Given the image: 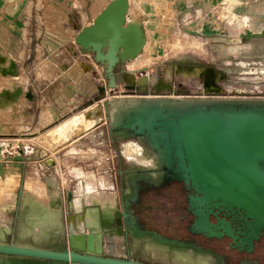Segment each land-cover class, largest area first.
Returning a JSON list of instances; mask_svg holds the SVG:
<instances>
[{
    "label": "water",
    "instance_id": "95a60500",
    "mask_svg": "<svg viewBox=\"0 0 264 264\" xmlns=\"http://www.w3.org/2000/svg\"><path fill=\"white\" fill-rule=\"evenodd\" d=\"M127 11L128 0H110L74 38L81 52L92 53L103 67L107 84L99 87V94L116 88V66L135 59L144 47L142 29L137 22H126ZM201 68L204 96L186 94L157 78L151 95L106 101L108 132L112 138L140 142L153 153L164 183L180 182L194 192L187 198L194 216L188 227L191 234H225L250 251L253 240L264 234V97H221L217 76L225 77V72L213 66ZM150 83L148 75H140L132 87L145 89ZM159 89L169 95H160ZM97 110L99 116V106ZM91 119L86 111L84 122ZM83 132L84 128L78 133ZM45 163L54 164L50 158ZM55 190L52 181L49 234L39 219L33 234L42 244H17L13 235L7 242L3 238L0 264H142L126 260L116 200L103 205L91 199L84 205L80 196L77 207L71 191L54 194ZM220 212L233 225L219 220ZM210 214L219 220L221 232L209 221ZM71 222L77 229H70ZM152 237L165 242L156 234ZM118 241L124 242V253L117 248L116 254L108 253L107 245L116 247Z\"/></svg>",
    "mask_w": 264,
    "mask_h": 264
},
{
    "label": "crops",
    "instance_id": "0c3cea01",
    "mask_svg": "<svg viewBox=\"0 0 264 264\" xmlns=\"http://www.w3.org/2000/svg\"><path fill=\"white\" fill-rule=\"evenodd\" d=\"M109 1L0 0V48L13 63L16 74L11 77L21 91L10 111L11 122H0V134L5 128L12 132L18 128L12 133L18 137L12 138L15 143L9 150L0 143V240L35 234L38 219L49 232L52 181L54 194L58 190L71 191L74 201L80 196L84 202L94 199L103 205L118 200L114 143L107 132L100 130L102 122H92L83 133L60 141L74 150L102 148V165L97 161L78 164V159L67 164L74 156L58 153L57 160L55 153L36 145L39 135L32 131L44 120H57L65 114L69 125L78 124L91 95L84 89L87 74L66 73V35L74 32L76 36ZM126 22L139 24L144 47L152 40L164 43L168 35L222 37L235 32L244 34L243 50L264 57V0H128ZM78 53L84 56L80 49ZM0 78L2 86L5 79ZM49 158L54 162L52 166L45 163ZM72 168H78L81 175L70 174Z\"/></svg>",
    "mask_w": 264,
    "mask_h": 264
},
{
    "label": "rangeland",
    "instance_id": "374dc122",
    "mask_svg": "<svg viewBox=\"0 0 264 264\" xmlns=\"http://www.w3.org/2000/svg\"><path fill=\"white\" fill-rule=\"evenodd\" d=\"M242 35L239 33H230L225 36H197V35H168L164 43L157 40H152L146 44L144 50L135 59L124 62L123 66H116L115 71L117 76L116 88L108 90L105 89L103 94H99L98 87H106L107 79L103 74V67L93 61L92 53L85 52L84 56L78 53L79 46L75 43V33H67V71L70 76L88 75L85 76L88 85L85 86V91L91 95V99L83 105V111L77 119L78 123L84 118L86 111H91L92 119L86 120L83 124L84 130L90 127V123L96 121L102 122L103 125L100 130H103L110 136L108 132L107 116L104 115V106L106 101L116 98H132L137 97L135 93L126 91L125 85L129 84V80L135 79L140 75H148L150 82H154L157 78H161L165 82H170L175 89L181 88L186 94L197 95L202 87L201 78L198 76L197 67L213 66L217 69H222L225 72V77H219L218 84L227 90L236 89H254L259 93H264V57L253 54L251 51L243 50L241 45ZM242 41V42H241ZM55 51V50H54ZM2 59V60H1ZM83 62V63H82ZM85 62V63H84ZM88 62V63H86ZM243 62L244 64H241ZM11 59L0 48V72H11V74H1L4 84L1 86L0 78V122L9 124L10 111L14 109L19 101V88L13 82L12 77L14 69L11 68ZM82 63V64H81ZM90 63V64H89ZM81 64V65H80ZM242 65V66H241ZM82 66V68H81ZM191 67L193 69H188ZM83 73L82 69L88 70ZM120 71V72H119ZM120 75H119V74ZM16 74V71H15ZM99 76H98V75ZM93 76L88 80V77ZM200 87V88H199ZM163 94V93H161ZM26 94L24 93V97ZM97 98V100H96ZM97 106L100 107L101 114L96 116ZM68 114L58 117L57 120L50 117L42 122L40 127L35 128L38 132L39 138L36 140V145L45 150L55 153V158L59 155L74 156L73 160L68 161L67 164L77 162L78 164H87L90 161H97L100 165L103 164V154L105 150L102 148H93V146L84 147L81 150H74L69 144L64 142L69 136V124L67 121ZM16 123V122H14ZM14 129L13 131H17ZM22 130V129H21ZM10 128H5L0 134V143H5L4 147L9 150L12 143H15L12 138L18 137L13 135ZM26 137V136H25ZM111 137V136H110ZM112 139V137H111ZM114 148V160L120 158L124 168L130 166V160H135L140 163H148L141 157V147L134 139H112ZM99 149V150H98ZM100 151V152H98ZM128 152V153H127ZM58 153V154H57ZM82 162V163H81ZM136 164V163H135ZM70 174L74 176L81 175L78 168H72ZM116 178L119 182L118 176ZM165 221V217L159 214L158 222ZM49 234V233H47ZM36 236H24L22 239H14L17 244H42L40 238ZM35 238V239H33ZM35 240V241H30ZM4 240L3 242H7ZM124 242L118 241L116 248L121 254L124 253ZM126 245V244H125Z\"/></svg>",
    "mask_w": 264,
    "mask_h": 264
},
{
    "label": "flooded vegetation",
    "instance_id": "af4514ba",
    "mask_svg": "<svg viewBox=\"0 0 264 264\" xmlns=\"http://www.w3.org/2000/svg\"><path fill=\"white\" fill-rule=\"evenodd\" d=\"M138 78L128 81L129 84L125 85L127 92L137 95L156 92L153 87L156 81L145 89L133 88ZM201 90L202 87L197 92ZM135 141L141 147L140 155H144L141 158L148 163L130 160L134 164L124 168L120 158L115 160L120 185L117 210L126 240V260L142 264H264V234L253 240L250 251L241 249L238 239L232 241L225 234H191L188 227L194 216L188 210L187 198L194 192L185 189L180 182L164 183L153 153ZM159 214L165 217V221L158 222ZM218 216L219 220L233 225L230 217L221 212ZM219 220L209 215V221L218 226L217 232L222 231ZM232 228L236 232V227ZM152 234L165 242L154 240Z\"/></svg>",
    "mask_w": 264,
    "mask_h": 264
},
{
    "label": "bare ground",
    "instance_id": "6f19581e",
    "mask_svg": "<svg viewBox=\"0 0 264 264\" xmlns=\"http://www.w3.org/2000/svg\"><path fill=\"white\" fill-rule=\"evenodd\" d=\"M2 60V59H1ZM241 64H244L243 62H240ZM242 66V65H241ZM11 68H13L14 69V66H13V63H11ZM188 69H193V68H191V67H187ZM197 70H198V76H199V74H200V72H201V70H202V68L201 67H197L196 68ZM217 69V68H216ZM218 70H220V71H222V72H224L222 69H218ZM10 71V70H9ZM8 71V72H9ZM8 72H4V71H2L1 70V74H11V72L10 73H8ZM13 75H14V73H13ZM219 77H222L223 78V76L221 75V73H218V76H217V80L219 81ZM19 91H20V89H19ZM21 92V91H20ZM91 114V111H87V116H89ZM85 122H84V118L82 119V120H80V122L77 124V125H69V136L67 137V139L71 136V135H73V134H76V133H78V132H82V130H83V124H84ZM66 139V140H67ZM128 153V152H127ZM74 203H75V206H77L78 207V205H79V200H76V201H74ZM77 224H76V222H71L70 223V229L71 230H73V229H77ZM107 239L108 240H112V237H111V235H108L107 236ZM106 251L108 252V253H110V254H116L117 253V249H116V247H115V245H113V243H110V244H108L107 245V248H106Z\"/></svg>",
    "mask_w": 264,
    "mask_h": 264
},
{
    "label": "built area",
    "instance_id": "2783aa9c",
    "mask_svg": "<svg viewBox=\"0 0 264 264\" xmlns=\"http://www.w3.org/2000/svg\"><path fill=\"white\" fill-rule=\"evenodd\" d=\"M161 93H163V94H161ZM159 94L160 95H169L168 92H166V91H162ZM148 95H151V93ZM197 95L204 96L205 94L201 90L200 92H198ZM207 96H214V94H210ZM219 96H221V97H238V98H263L264 93L262 94V93H259L257 90H254V89L249 90V89H245V88L236 89V90H227V92H226L225 89L221 87V92H220Z\"/></svg>",
    "mask_w": 264,
    "mask_h": 264
}]
</instances>
